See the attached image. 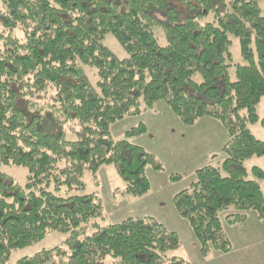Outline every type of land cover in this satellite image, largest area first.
I'll return each mask as SVG.
<instances>
[{"label":"trees","instance_id":"obj_1","mask_svg":"<svg viewBox=\"0 0 264 264\" xmlns=\"http://www.w3.org/2000/svg\"><path fill=\"white\" fill-rule=\"evenodd\" d=\"M261 1L0 0V165L28 170L24 185L0 172V264L49 231L70 235L15 264H187L168 257L180 240L157 219L111 223L97 194L70 193L85 187L86 172L96 175L107 163L125 181L124 193L150 191L147 167L162 165L131 141L147 132L146 125L127 130L121 140L112 137L111 126L161 100L182 123L215 118L229 135L221 164L197 169L189 187L174 196L201 254L231 250L221 213L230 224L252 210L264 221L258 181L264 170L253 167L250 179L244 167L247 159L264 156V140L250 128L262 120L257 106L264 97ZM210 13L213 20L203 22ZM108 34L126 57L105 43ZM231 35L244 63H234ZM45 115L76 121L77 138L45 126ZM62 188L66 195L57 192Z\"/></svg>","mask_w":264,"mask_h":264},{"label":"rangeland","instance_id":"obj_2","mask_svg":"<svg viewBox=\"0 0 264 264\" xmlns=\"http://www.w3.org/2000/svg\"><path fill=\"white\" fill-rule=\"evenodd\" d=\"M229 1V0H226ZM264 14V0L260 2ZM163 18V16H161ZM213 20V13L202 19L203 22ZM160 45H166L165 33L161 26L155 28ZM231 53L234 63H244L241 55L240 44L237 37L231 35ZM105 43L121 58L127 53L112 35L108 34ZM234 67L231 68L232 79H235ZM87 73L97 82L98 77L93 71L87 69ZM257 112L262 120L250 124L253 134L264 140V97L257 106ZM54 122L51 115L44 116V125L52 126L54 130H65L68 139L77 138L78 124L74 120L58 117ZM145 124L147 132L132 138V142L144 147L152 153L162 168L157 170L153 166L147 167V175L150 181V191L143 196H132L124 193L125 181L118 173L114 164L102 165L96 175L86 172L84 176L85 187L83 189L70 190L71 194H97L103 202L104 216L108 222L117 223L129 217L151 216L163 223L168 230L177 233L180 246L176 250L168 252V257L175 256L187 264H264V239H249L250 246L247 250L240 244V239H230L231 252L223 253L212 249L207 256L200 252V243L187 221L180 216L174 205V196L181 190L189 187L195 179L197 169L206 165L221 164L224 159L223 146L229 139L228 132L223 123L211 117H203L194 125H186L170 109L165 101H159L155 108L146 110L139 115L126 116L116 121L111 126L112 137L121 140L127 130ZM257 165V166H256ZM264 170V156L252 157L244 162V167L250 172L248 178L255 176L251 172L253 167ZM0 172L11 177L15 182L24 185L27 181L28 170L22 166L0 165ZM173 176H176L174 179ZM264 192V177L258 179ZM53 189V187H51ZM67 188H62L58 193L66 195ZM249 219L257 214L256 211H248ZM227 212L221 213V219L226 233L240 234L225 222ZM253 215V216H250ZM97 221L102 222L101 219ZM91 232V230H90ZM88 234L89 231H88ZM70 233L62 231H49L45 237L31 246L13 250L9 264H15L25 256H32L45 248H53L62 245ZM235 248V249H234ZM252 252L253 259L250 260ZM113 259L109 257L108 262Z\"/></svg>","mask_w":264,"mask_h":264},{"label":"crops","instance_id":"obj_3","mask_svg":"<svg viewBox=\"0 0 264 264\" xmlns=\"http://www.w3.org/2000/svg\"><path fill=\"white\" fill-rule=\"evenodd\" d=\"M200 120V119H199ZM198 120V121H199ZM196 121V123L198 122ZM137 137V136H136ZM134 138V137H133ZM132 140V139H131ZM134 143V142H133ZM257 166V165H256ZM260 182V181H259ZM261 184V183H260ZM249 212L246 214V219L243 222L236 223V224H230L226 220L225 222L230 225L232 228H235L236 231L242 230L240 234H233V236H230L229 232L226 233V229L224 227L225 233L228 236L229 239H240L243 242L240 244V249L243 247L244 250H247V247L250 246V240L249 239H264V221L261 220L258 215L251 217L252 221L249 219ZM253 216V215H250ZM224 224V223H223ZM224 226V225H223ZM243 246V247H242ZM233 249V247H232ZM235 249V248H234ZM231 252V250L229 251ZM227 252V253H229ZM250 260L253 259L252 252L250 253Z\"/></svg>","mask_w":264,"mask_h":264}]
</instances>
